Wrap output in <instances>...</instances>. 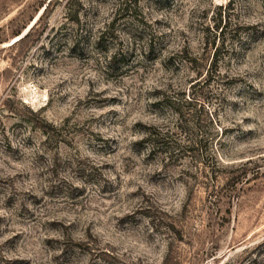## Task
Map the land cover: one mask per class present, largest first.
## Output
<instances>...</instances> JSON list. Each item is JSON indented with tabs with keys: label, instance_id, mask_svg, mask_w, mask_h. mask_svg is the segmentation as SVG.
I'll return each instance as SVG.
<instances>
[{
	"label": "rangeland",
	"instance_id": "1",
	"mask_svg": "<svg viewBox=\"0 0 264 264\" xmlns=\"http://www.w3.org/2000/svg\"><path fill=\"white\" fill-rule=\"evenodd\" d=\"M115 3L0 0V264H264V0Z\"/></svg>",
	"mask_w": 264,
	"mask_h": 264
},
{
	"label": "trees",
	"instance_id": "2",
	"mask_svg": "<svg viewBox=\"0 0 264 264\" xmlns=\"http://www.w3.org/2000/svg\"><path fill=\"white\" fill-rule=\"evenodd\" d=\"M128 1L129 0H116L115 11H126L128 8V5H127ZM46 7H47V4L44 6L43 11L46 9ZM217 10L218 11L216 12V14H214V16L211 18V25L206 26V29H205L212 36V40L209 44L212 46L213 55L217 53V46L216 47L214 46L213 39H217L218 43L220 41L219 48H222L224 46L225 41H227L229 45L233 46L234 44L232 41L238 38L237 28H239L235 24L230 26L229 18L227 15L225 16L224 12H223L224 17L221 18L220 7L217 8ZM73 22L76 24V27H77L79 23L78 20L74 19ZM114 22H115L114 19H111L110 21L100 23L99 25H95L93 27L92 35H90L91 37L90 45L92 46V48L96 50L102 49L104 53L108 52L107 45L109 43L107 42H111L113 39L117 38L116 36L113 35V32H114L113 23ZM17 35H19V32L15 33L14 36H17ZM25 37H27V34L21 39H24ZM127 38H128V45H131L132 43L136 42L135 40H141V36L137 32L128 33ZM80 43H81L80 39L77 36L73 35L70 40V49L71 50L76 49L77 47L80 46ZM144 44H145V49L147 51V54H149L152 50L151 37L148 38ZM123 53L124 52L121 51L119 48H116L113 51H111L110 55L107 58L106 65L110 66V65L119 63L120 57L123 56L121 54ZM139 144L143 146L149 145L150 149H149L148 154H152L153 152L158 151L159 153H163L164 155L168 157L170 156L168 153V150H166L167 148L165 149L158 148V146L161 145V143H159L158 141L157 133H147L146 137H144V139H142ZM62 246L64 249L61 250V252L63 254H66V251L68 250V245H66V243H63ZM70 247H72L71 244H70ZM15 261L19 263L18 260L15 259Z\"/></svg>",
	"mask_w": 264,
	"mask_h": 264
},
{
	"label": "bare ground",
	"instance_id": "3",
	"mask_svg": "<svg viewBox=\"0 0 264 264\" xmlns=\"http://www.w3.org/2000/svg\"><path fill=\"white\" fill-rule=\"evenodd\" d=\"M31 24H32V22H31ZM28 30V29H27ZM26 32V31H25Z\"/></svg>",
	"mask_w": 264,
	"mask_h": 264
}]
</instances>
